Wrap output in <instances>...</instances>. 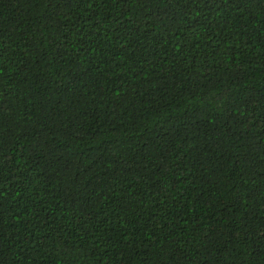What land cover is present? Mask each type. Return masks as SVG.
I'll return each instance as SVG.
<instances>
[{
	"label": "trees",
	"instance_id": "16d2710c",
	"mask_svg": "<svg viewBox=\"0 0 264 264\" xmlns=\"http://www.w3.org/2000/svg\"><path fill=\"white\" fill-rule=\"evenodd\" d=\"M0 264H264V0H0Z\"/></svg>",
	"mask_w": 264,
	"mask_h": 264
}]
</instances>
